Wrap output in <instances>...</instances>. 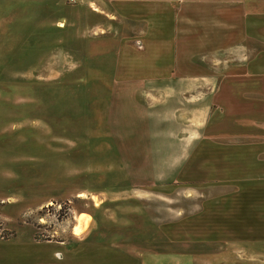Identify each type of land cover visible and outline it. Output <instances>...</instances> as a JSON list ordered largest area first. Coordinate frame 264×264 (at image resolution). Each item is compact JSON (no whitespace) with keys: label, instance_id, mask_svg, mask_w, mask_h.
<instances>
[{"label":"rangeland","instance_id":"1","mask_svg":"<svg viewBox=\"0 0 264 264\" xmlns=\"http://www.w3.org/2000/svg\"><path fill=\"white\" fill-rule=\"evenodd\" d=\"M56 1L0 0V264L51 259L53 243L57 264L73 249L78 264H264L262 193L245 199L246 177L230 176L228 56L186 58L159 32L148 80L133 43L113 47L139 39L133 21L104 44L75 41L44 23L69 12ZM240 127L244 145L264 138ZM246 155L237 169L264 172Z\"/></svg>","mask_w":264,"mask_h":264},{"label":"crops","instance_id":"2","mask_svg":"<svg viewBox=\"0 0 264 264\" xmlns=\"http://www.w3.org/2000/svg\"><path fill=\"white\" fill-rule=\"evenodd\" d=\"M56 2L57 10L67 6L69 12L57 13L55 19L44 23L54 25L57 34L69 31L75 41L85 42L89 39L104 44L103 41L108 39L111 31L112 37H116L117 30L123 32L125 23L133 21V28L139 39L128 42L126 34L122 33L113 42V47L117 50L126 49L133 43L131 46L135 48L134 56L140 59L139 65L150 67L149 74H145L148 80L159 77L156 72L152 74L151 67L158 66L163 61L158 50L159 32H169L170 36H166V41L170 44L166 43V48L171 47L172 51L182 48L186 58L193 57L201 61V57L208 55L215 60L221 58V52L226 54L230 64L229 108L231 106L227 122L223 124L229 129L231 136L227 151L230 159L237 165L240 161L237 155L241 159L247 154L245 160L248 161L264 157V138L251 137L253 143L244 145L241 140L248 137L249 132L239 131L241 125L248 124H259L264 130V0H77L74 4L66 0ZM59 19L64 20L62 24H58ZM174 19L176 24L181 23L183 27L180 42L173 37L176 31ZM208 43L213 45V50L206 54L204 49ZM58 47H66L60 43L59 35ZM173 59L172 64H178L181 61L180 53L173 55ZM236 107L239 108V113L235 111ZM230 164L231 179L238 187L242 186L241 177H246L245 199L251 189H260L264 204V179L261 176L251 182L252 176L256 178L258 174L264 175V172L254 171L249 163L244 165L243 170L237 169L234 162ZM53 244L56 248L52 250L53 258L45 260L38 256L33 264H57V244ZM77 253L78 250L73 249L69 255L73 264H78L74 263L77 260L74 255ZM138 253L141 256V252ZM60 256L63 259L66 254ZM87 258L86 256L85 260H79L80 264H90Z\"/></svg>","mask_w":264,"mask_h":264},{"label":"bare ground","instance_id":"3","mask_svg":"<svg viewBox=\"0 0 264 264\" xmlns=\"http://www.w3.org/2000/svg\"><path fill=\"white\" fill-rule=\"evenodd\" d=\"M83 223H84V220L80 221V223H78L77 225L74 226V233L75 234H78L82 230Z\"/></svg>","mask_w":264,"mask_h":264}]
</instances>
